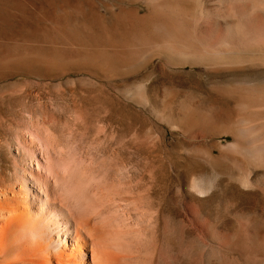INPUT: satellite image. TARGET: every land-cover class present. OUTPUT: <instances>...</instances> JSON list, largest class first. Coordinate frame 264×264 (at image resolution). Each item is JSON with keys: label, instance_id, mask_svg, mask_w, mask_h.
I'll return each mask as SVG.
<instances>
[{"label": "bare ground", "instance_id": "6f19581e", "mask_svg": "<svg viewBox=\"0 0 264 264\" xmlns=\"http://www.w3.org/2000/svg\"><path fill=\"white\" fill-rule=\"evenodd\" d=\"M130 1L143 14L111 13L115 22L101 35L109 42L126 29L133 34L138 42L123 48L126 69L154 62L161 72L199 75L205 94L176 98L175 90L163 91L160 103L179 104L167 105L160 119L190 135L217 134L215 151L195 153L225 169L229 188L243 197H264V0ZM87 14H79L84 34L73 33L79 42L73 54L90 67L107 66L119 49L90 44L100 23ZM141 94L138 103H148ZM5 114L15 137L7 145L10 180L0 176V264H264V209H235L227 229L198 205L215 188L193 179L189 189L201 196L198 202L181 199L177 189L172 202L180 213L165 215L166 200L151 178L142 171L132 179L136 170L132 176L125 166L114 170L108 134H83L76 124L61 142L40 132L32 115L33 132L25 128L27 116L22 122L11 108Z\"/></svg>", "mask_w": 264, "mask_h": 264}, {"label": "rangeland", "instance_id": "374dc122", "mask_svg": "<svg viewBox=\"0 0 264 264\" xmlns=\"http://www.w3.org/2000/svg\"><path fill=\"white\" fill-rule=\"evenodd\" d=\"M141 6L130 0H0V176L5 182L10 180L12 162L7 147L15 136L11 134V118L7 117L5 109L11 108L23 117L24 120L20 119L22 122L27 115L29 119L32 115V122H39L36 127L40 132L51 134L58 140L62 137L61 142L68 138L76 124L83 126V134H87V129L88 132L108 134L113 141L112 158L109 160L114 170L120 172L125 166L132 170L130 173L136 170L134 176L131 174L132 179L141 174L148 182L152 179L150 183L157 184L155 188L162 191L160 196L166 200L163 207L165 215L177 216L180 213L172 202L177 189L181 190V199L198 202L201 196L189 189L193 179L213 186L216 190L213 197L198 202V205L212 221L231 229L229 216L235 209L261 211L264 209V197H243L236 189L229 188L225 169L207 165L195 153L199 149L215 151L219 142L217 134L190 135L170 127L159 117L167 110V105L175 109L179 104L160 103L163 91L177 92L176 98L192 92L196 96L205 94L199 75L195 72H161L154 62L132 71L126 69L129 58L123 48L138 42L132 38L133 34L126 29L120 37L109 38L110 43L101 35L108 30L109 24L115 22L111 13L117 15L122 10L140 9L142 15ZM80 13L88 17L93 13L99 18V26L93 28L97 32L92 35L97 37L94 36L95 41L90 42L93 47H98V50L105 46L119 49H115L119 53L109 59L106 67H103L105 62L101 65L99 61L92 62L90 67L89 62L82 63L73 54L75 43H79L78 34L75 36L73 33L84 34L78 28V23L80 27L85 24L80 22ZM65 47L69 52L73 49L72 57H68L70 53ZM63 50L68 52L67 56ZM61 56L69 60L63 58L62 62ZM116 57L117 61H114ZM96 62L99 63L97 66ZM211 79L217 81L222 77ZM135 93H145L148 103H138ZM28 116L25 128L29 124L27 128L33 132L35 125Z\"/></svg>", "mask_w": 264, "mask_h": 264}]
</instances>
